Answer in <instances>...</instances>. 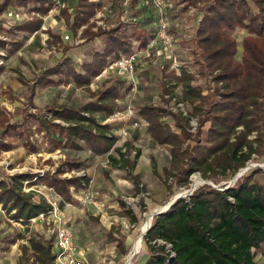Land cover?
<instances>
[{
  "label": "trees",
  "instance_id": "16d2710c",
  "mask_svg": "<svg viewBox=\"0 0 264 264\" xmlns=\"http://www.w3.org/2000/svg\"><path fill=\"white\" fill-rule=\"evenodd\" d=\"M55 2L4 0L0 4V15L10 6L31 5L44 17ZM180 3L185 5L183 11L191 6H203L192 40V52L200 68L199 75L213 84L215 90L206 94L203 86L195 84L196 76L186 70L180 74H165L161 97L164 105H143L140 116L148 123L147 132L154 144L170 151V167L164 169L167 177H175L181 187H187L190 177L201 173L203 178L216 184L220 179L236 175L254 155H264V0H181ZM71 9H65L63 17L73 36L85 27L84 42L105 37V48L95 52L91 61L83 62L77 69L75 59L67 54L72 48L66 47L60 60L45 69L31 87L20 120L14 121L5 110H0V152L13 150L11 140L19 138L28 154L41 153L37 141L32 140L39 134L45 139L47 153L60 149L80 151L84 144L94 155H107L114 167L132 173L140 155L136 153L135 159L130 161L128 153L116 147L118 139L111 134V125L101 120L114 114L116 100L130 92L133 85L120 77L105 81L97 90H92L91 85L105 69L132 53L134 41L139 42L137 52L146 49L155 37L137 29L125 35L120 33L122 25L94 31L96 24L92 19L97 4L92 0H75ZM42 24L43 19L37 18L14 30L34 34ZM238 30L246 33L240 59L237 58L238 42L233 36ZM51 38L53 44L62 42L57 35L52 34ZM23 45L21 41L0 40V48L10 46V53L17 52ZM112 58L114 61H110ZM56 85L83 89L91 101L79 108L53 104L38 109L33 103L36 89ZM178 89H181L180 98ZM174 100L191 108L188 116L165 107ZM165 118H170L172 124L164 122ZM192 120L198 123L196 133L192 132ZM113 151L118 152L119 157L113 156ZM83 166L82 161L67 159L54 173L45 176L24 173L0 179V205L12 220L25 226L24 234L8 240L12 245L17 240L27 239L29 246L20 245L25 264H55L57 258L54 239L45 240L36 234L27 237L31 219L48 214L50 207L43 199L34 202L33 193L23 190L25 183L30 187L42 184L53 188L62 199L61 209L67 204L77 205L79 201L71 189L82 191L89 186L91 178L62 176L69 171H79ZM258 174L264 171L257 170L243 177L226 191L203 185L190 198L177 201L166 213L154 217L143 239L149 250L145 264H257L255 252L264 244V183L256 180ZM131 178L137 193L144 192L140 177ZM116 200L121 210L119 216L127 218L136 230L140 222L138 216L121 197L117 196ZM108 241L116 243L121 254L128 255L125 236L117 238L111 231Z\"/></svg>",
  "mask_w": 264,
  "mask_h": 264
},
{
  "label": "rangeland",
  "instance_id": "374dc122",
  "mask_svg": "<svg viewBox=\"0 0 264 264\" xmlns=\"http://www.w3.org/2000/svg\"><path fill=\"white\" fill-rule=\"evenodd\" d=\"M3 1L0 0V4ZM74 1L60 0L58 5L55 2L52 10L44 17H41L31 5L28 7L10 6L7 11L0 15V27L5 30L0 29V40L6 43L16 41L24 43L22 48L15 53L9 52L10 46H7L6 49L0 48V67L2 68L0 70V110H5L7 116L13 117L14 121L20 120L23 104L30 96L31 87L35 86L37 79L45 69L54 66L60 60L66 47L72 48L67 54L75 59L77 69H80L83 62L91 61L95 52L105 48V37L85 43L82 38L84 29H80L76 37L72 36L73 34L63 17V11L67 8L71 9ZM92 1L97 4V12L92 19L97 18L93 21L96 24L95 28L110 30L122 25L120 33L125 35H130L134 29H137L142 33L146 32L148 36L152 35L157 38V43L153 48L154 54L152 49L151 53L147 51L148 45L144 50L138 49L141 54L137 59L136 71L132 78H126L113 63L99 77L95 78L91 85L92 90H97L102 87L105 81L117 77L130 81L133 85L130 92L123 98L116 100L117 108L114 114L109 119H100L102 123L111 125V134L118 139L116 147L121 149L123 153H128L130 161L135 159L136 153L140 155L133 172L114 167L107 155L96 156L84 144H82L83 150L80 151L60 149L53 153H47L44 137L36 134L32 140L37 141L41 153L28 154L19 138L11 140L14 145L13 150L0 152V179H8L9 176L24 173L41 177L49 172L54 173L67 159L82 161L84 166L79 171H69L62 176L68 178L88 176L91 178L89 186L82 191L75 192L71 189L79 204H67L63 208L64 219L69 222L67 226L73 233L77 246L85 253L87 264H126L141 236V227L145 224L148 214L166 207L176 195L186 194L188 190L193 188L196 180L201 181L197 189L206 185L203 184L204 182H209L215 188L223 189L234 180L240 170L236 175L228 179H220L216 184L203 178L201 173H195L190 177V184L187 187H181L175 177H167L164 173V169L170 167L171 154L169 149L154 144L147 132L148 123L140 116V108L143 105H164L161 97L162 80L165 74L169 75L173 72L180 74L182 70H186L196 76L195 84L203 86L206 94L209 93V90L212 92L215 90L213 84L199 75L200 68L192 52V40L196 26L202 17L200 8L203 6L200 5L196 8L191 6L183 11L185 5L180 3L181 0ZM13 9L23 15L21 20L8 16V10ZM37 18H42L43 24L36 33L24 32L26 34H23L22 31L14 30L17 26L34 22ZM157 19H162L167 25V33L172 40L171 46L164 44L160 39V27L156 24ZM98 22H103L104 26L98 25ZM52 34L59 36L62 42L58 45L51 43L53 42ZM65 35H70L72 40H63ZM245 35L246 33L240 30L233 33L239 46L238 59L242 56V40ZM76 42L78 45L75 44ZM138 47L139 42L134 41L132 53L136 52ZM110 61H114V58ZM177 95L180 98L181 89L177 90ZM90 101L88 93L83 89L75 88L73 85H56L37 88L33 103L38 109H45V107L53 104L79 108ZM177 104L178 102L174 100L165 107L175 112L180 110L188 116L187 112L191 108L182 105V103ZM30 110L33 113L36 112V109L30 108ZM164 122L172 124L170 118H165ZM197 125L196 120L191 121L193 133L197 132ZM262 144L264 147V137ZM111 154L115 157L120 155L114 151ZM247 166L250 168L238 180L257 170L264 171V155H254ZM131 177H140L141 184L145 189L144 192L137 193ZM256 180L264 183V174H258ZM43 186L46 185L38 184L31 187L40 190V188L43 189ZM23 190L25 193L38 195L37 192H30L25 187ZM117 196L121 197L138 216L140 222L136 230H133V225L127 218L119 216L121 210L116 200ZM38 197L40 200L41 196L38 195ZM33 201L36 202L37 200L33 199ZM29 230L30 233L27 237L36 234L47 240L46 226L39 219H31ZM24 231L25 226L12 220L0 205V260L5 255L3 253L8 252L11 246L16 244L10 245L7 239H14ZM111 231L117 238L121 236L127 238L125 249L129 251L128 255L121 254L117 244L108 241ZM21 243L29 246L27 239ZM143 243L140 252L133 258L132 264H145L148 260L149 250L146 243ZM5 247L8 249L5 250ZM58 253V250L54 249V254ZM255 253L256 263L264 264V244ZM19 254L18 264H25L21 252Z\"/></svg>",
  "mask_w": 264,
  "mask_h": 264
},
{
  "label": "built area",
  "instance_id": "2783aa9c",
  "mask_svg": "<svg viewBox=\"0 0 264 264\" xmlns=\"http://www.w3.org/2000/svg\"><path fill=\"white\" fill-rule=\"evenodd\" d=\"M56 1V0H55ZM58 0L56 3L59 4ZM8 16L21 20L23 15L16 10H8ZM98 25H103V22H98ZM160 27L159 37L164 42V44L171 46L172 40L167 33V25L162 19L158 21ZM63 40L71 41L70 35L63 36ZM157 43V38L155 37L148 44L147 51H151ZM78 45V42L75 43ZM140 52H134L128 56H123L114 63V66L120 71L121 74L125 75L126 78H132L134 72L136 71V63L139 58ZM25 189L30 192H37L41 198H43L49 205L50 211L48 214H41L37 219H39L46 226V237L47 239H54V249L58 250V254L55 264H87L86 259L81 254L79 247L75 242V238L70 228L67 226V222L64 219L63 210L60 207L61 199L56 194L53 188H48L43 186L40 190H36L30 187L28 183L24 185ZM37 195V196H38ZM34 220V219H33Z\"/></svg>",
  "mask_w": 264,
  "mask_h": 264
},
{
  "label": "crops",
  "instance_id": "0c3cea01",
  "mask_svg": "<svg viewBox=\"0 0 264 264\" xmlns=\"http://www.w3.org/2000/svg\"><path fill=\"white\" fill-rule=\"evenodd\" d=\"M156 7V6H155ZM71 10H73L74 11V9H71ZM146 10V9H145ZM72 11V12H73ZM157 11V10H156ZM99 14V13H98ZM97 14V15H98ZM149 18H151L150 16H149ZM97 18H95L94 20H92V22L93 21H95ZM155 19V18H154ZM158 21H159V19H157L156 20V24L158 25ZM82 29H85V27H83ZM94 31H97V28H94L93 29ZM146 31V30H145ZM23 34H26V33H24V32H22ZM73 36V35H72ZM140 50V49H139ZM153 50V54L155 53V50L154 49H152ZM138 51V50H137ZM150 53H151V51H150ZM33 196H34V198L33 199H35V200H37L36 202H39L40 200H42L41 198H40V200H39V197L35 194V193H33ZM71 205V204H70ZM62 210H63V213H64V209L62 208ZM3 211H5V210H3ZM64 215H65V213H64ZM35 219H37V218H35ZM33 222H35V221H33ZM66 222L67 223H69L67 220H66ZM24 233H25V231H24ZM24 233H22V234H24ZM11 239H13V238H11ZM7 240H9V239H7ZM6 240V241H7ZM48 240V239H47ZM6 241H5V243H6ZM22 241H24V240H17V242H16V244L15 245H12L11 246V248H10V250L8 251V252H4L3 253V257L1 258V260H0V264H7V263H9V264H18V260H19V256H20V252H21V250H20V245L21 244H23V243H21ZM5 243H4V245H5ZM3 245V246H4ZM2 246V247H3ZM80 249V248H79ZM1 251H2V249H1ZM80 252H81V254L84 256V258L86 259V255H85V253L80 249ZM21 257H22V252H21ZM4 261H6V263H4Z\"/></svg>",
  "mask_w": 264,
  "mask_h": 264
},
{
  "label": "water",
  "instance_id": "95a60500",
  "mask_svg": "<svg viewBox=\"0 0 264 264\" xmlns=\"http://www.w3.org/2000/svg\"><path fill=\"white\" fill-rule=\"evenodd\" d=\"M250 168V166H247L246 168L242 169L239 171V173L236 175V177L234 178V180L225 188L223 189H220L221 191H226V190H229L230 188L233 187V185L235 184V182L244 174L245 171H247L248 169ZM261 169H263L262 166H260ZM203 184H210L209 182H204ZM211 185V184H210ZM215 187V186H214ZM196 190V189H195ZM191 191V190H188L189 193H184V194H180V195H176L173 200L168 204V206L166 208H162V209H159L157 211H155L154 213V217H159L160 215L166 213L177 201L181 200V199H184V198H190L192 195H193V192L195 191ZM154 219V218H153ZM152 226V225H151ZM151 226L149 227V229L147 230V233L145 235L148 234V232L150 231L151 229Z\"/></svg>",
  "mask_w": 264,
  "mask_h": 264
},
{
  "label": "bare ground",
  "instance_id": "6f19581e",
  "mask_svg": "<svg viewBox=\"0 0 264 264\" xmlns=\"http://www.w3.org/2000/svg\"><path fill=\"white\" fill-rule=\"evenodd\" d=\"M200 184H201V181L200 180H196L194 182V184H193V188L191 189V191L197 189V186L200 185ZM189 192H187V193H189ZM166 207H164V208H166ZM154 213L155 212L151 213L150 215L148 214L146 216V222L143 225V227H141L142 228L141 236H140L139 240H137V242H136V244H135V246H134V248L132 250L131 255L129 256V258L126 261V264H132L133 258L136 256V254H138L140 252L141 247H142V243H143V239L146 236L145 234L147 233V230L149 229V227L152 225V221H153V218H154Z\"/></svg>",
  "mask_w": 264,
  "mask_h": 264
}]
</instances>
